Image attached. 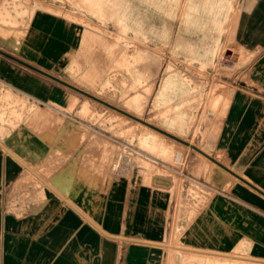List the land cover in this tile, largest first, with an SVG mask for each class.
I'll use <instances>...</instances> for the list:
<instances>
[{"label": "crops", "instance_id": "obj_1", "mask_svg": "<svg viewBox=\"0 0 264 264\" xmlns=\"http://www.w3.org/2000/svg\"><path fill=\"white\" fill-rule=\"evenodd\" d=\"M64 23L36 10L21 37L11 33L0 46V105L13 109L0 107V264H153L173 233L191 247L264 258V0L240 9L241 81L212 147L200 151L206 160L193 155L200 200L189 218L176 216L172 191L152 177L91 184L84 145L68 148L37 127L36 106L54 111L69 101L51 65L64 57ZM21 103L35 107L23 112Z\"/></svg>", "mask_w": 264, "mask_h": 264}, {"label": "rangeland", "instance_id": "obj_2", "mask_svg": "<svg viewBox=\"0 0 264 264\" xmlns=\"http://www.w3.org/2000/svg\"><path fill=\"white\" fill-rule=\"evenodd\" d=\"M244 2L0 0V46L11 33L21 37L36 10L69 25L64 57L51 64L69 101L51 105L54 111L36 106L37 127H49L46 139L68 148L84 145L79 156L91 184L112 174L172 175L175 214L189 218L200 200L193 179L200 172L191 163L206 160L200 151L212 147L241 81L236 31ZM8 106L12 111L0 105ZM178 236L157 248L153 264H264L253 260L263 257L191 247Z\"/></svg>", "mask_w": 264, "mask_h": 264}, {"label": "water", "instance_id": "obj_3", "mask_svg": "<svg viewBox=\"0 0 264 264\" xmlns=\"http://www.w3.org/2000/svg\"><path fill=\"white\" fill-rule=\"evenodd\" d=\"M171 184H173L171 176L154 175L151 178V185H154V186H159V187L164 186L163 188L169 189L171 187Z\"/></svg>", "mask_w": 264, "mask_h": 264}, {"label": "bare ground", "instance_id": "obj_4", "mask_svg": "<svg viewBox=\"0 0 264 264\" xmlns=\"http://www.w3.org/2000/svg\"><path fill=\"white\" fill-rule=\"evenodd\" d=\"M162 188H163V187H162ZM171 246H172V245H171ZM172 247L174 248V247H177V246H174V245H173ZM182 249H183V248H182ZM185 249H186V248H185ZM190 249H192V248H189V250H190ZM192 250H194V249H192ZM195 251H198V252H204V251H206V250L202 251V250H199V249H198V250L195 249ZM206 252H207V251H206ZM206 252H205V253H206ZM209 252H210V251H209ZM211 253L214 254V252H211ZM196 254H197V253H196ZM215 254H216V253H215ZM217 254H218V253H217ZM198 255H199V254H198ZM219 255L230 256V257H236V259H237V258L248 259V258H244V257H239V256H237V255H235V256H231V255H228V254H220V253H219ZM232 260H233V259H232ZM238 260H239V259H238ZM253 260H258V261H262V262H264V260H261V259H253ZM240 261H241V260H240ZM241 262H242V261H241ZM260 263H261V262H260Z\"/></svg>", "mask_w": 264, "mask_h": 264}]
</instances>
